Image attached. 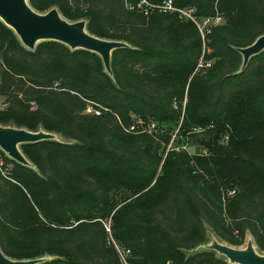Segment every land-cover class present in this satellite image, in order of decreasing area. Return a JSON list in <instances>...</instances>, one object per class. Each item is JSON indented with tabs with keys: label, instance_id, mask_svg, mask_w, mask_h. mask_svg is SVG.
<instances>
[{
	"label": "trees",
	"instance_id": "obj_1",
	"mask_svg": "<svg viewBox=\"0 0 264 264\" xmlns=\"http://www.w3.org/2000/svg\"><path fill=\"white\" fill-rule=\"evenodd\" d=\"M127 1L140 0H29L127 42L113 51L112 74L99 54L59 41L31 50L0 19V125L61 137L21 145L33 166L6 156L1 249L48 257L39 264H121L113 237L137 264H230L199 249L209 226L233 246L250 233L264 253V51L241 69L238 50L264 35V0H173L224 17L204 53L212 65L199 72L193 22ZM138 118L157 130L129 131ZM180 120L182 135L204 129L206 154L168 148Z\"/></svg>",
	"mask_w": 264,
	"mask_h": 264
},
{
	"label": "water",
	"instance_id": "obj_2",
	"mask_svg": "<svg viewBox=\"0 0 264 264\" xmlns=\"http://www.w3.org/2000/svg\"><path fill=\"white\" fill-rule=\"evenodd\" d=\"M0 19L12 28L23 45L33 50L39 42L55 40L68 45L71 49H85L100 55L105 69L112 74L111 62L113 51L128 47L120 40H110L91 34L86 20L70 21L54 7L42 13L35 10L29 0H0ZM243 56L241 69L245 68L251 58L264 51V35L258 37L247 47L238 48ZM58 136V137H57ZM46 130L31 131L26 128L0 125V149L11 159L33 166L21 149L22 144L36 143L46 139L59 140L61 137ZM203 246V245H202ZM200 247L216 251L230 264H264V253L256 248L250 240L245 248L214 241L213 244ZM48 257L17 260L7 256L0 246V264H39Z\"/></svg>",
	"mask_w": 264,
	"mask_h": 264
},
{
	"label": "built area",
	"instance_id": "obj_3",
	"mask_svg": "<svg viewBox=\"0 0 264 264\" xmlns=\"http://www.w3.org/2000/svg\"><path fill=\"white\" fill-rule=\"evenodd\" d=\"M127 4L130 8H136L143 12L146 15L153 13L155 10L158 12H177L179 16L187 21L193 22L201 35L203 40V55L200 58L195 72H198L202 69L208 68L212 65V60H206L204 53L209 51L207 49V42L209 40V35L212 33L213 29L217 26H220L224 23V17L221 14L211 15V16H198L196 10L192 7L179 8L176 7L173 3V0H165L161 4H151L148 0H140L136 5L127 1ZM94 111L91 107L88 108V112ZM99 113L98 111H96ZM139 128H142L143 131L153 134L157 130V123L151 122L145 125V121L141 118L136 119L135 123L129 127V131L135 132ZM170 148L173 147L172 144H169ZM179 149V148H177ZM7 154L0 149V172L3 175H7L9 172V163L7 162ZM107 230L111 232L110 226H107ZM111 244L115 247L121 264H137L133 260L132 252L129 248L119 244L113 237L110 238Z\"/></svg>",
	"mask_w": 264,
	"mask_h": 264
},
{
	"label": "rangeland",
	"instance_id": "obj_4",
	"mask_svg": "<svg viewBox=\"0 0 264 264\" xmlns=\"http://www.w3.org/2000/svg\"><path fill=\"white\" fill-rule=\"evenodd\" d=\"M205 70L206 69H202L200 71H205ZM186 100H187V98H185L184 103H186ZM4 102H5V97L4 96H0V107L3 106ZM182 122L183 121L180 120L178 123L173 124L172 127H170V125H168V124H164V126H168V128L169 127L172 128L170 130V133L173 134L172 135V138H171V141H170V143L172 144V146L173 147H176V148H184V149H187L188 151H190L192 153H198V154L199 153H203V154H206V151L207 150L200 143V140H197L199 137L203 138L205 136V134L203 132L204 129H202V130L201 129H198L199 131H197L196 127H193L190 130V132L187 133V135H182L181 134ZM166 131H167V129L165 128V132ZM193 133H195V135ZM192 136H196V137H192ZM11 168H12V164L9 163V170ZM106 226H111V222L109 220L107 221V225ZM207 232H208V239H207V242L202 246L203 248H204V246L207 247L208 245L213 244V242L216 241V240L219 241V242H222V243H227L226 241H224V240L220 239L219 237H217L216 234L213 232V230L209 226H207ZM250 240H252L254 242V244H255L254 238L252 237V235L250 233H248L247 236H246V238H245V242L242 245L236 246V247L245 248ZM227 244H229V243H227ZM255 246L258 249V247H257L256 244H255ZM191 252H194V250L191 251Z\"/></svg>",
	"mask_w": 264,
	"mask_h": 264
}]
</instances>
